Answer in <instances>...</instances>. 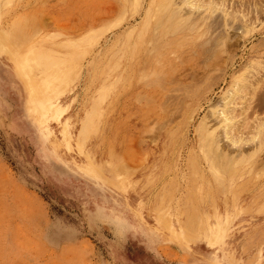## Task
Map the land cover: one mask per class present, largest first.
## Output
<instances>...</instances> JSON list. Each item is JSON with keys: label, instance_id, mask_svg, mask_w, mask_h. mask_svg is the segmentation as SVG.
Instances as JSON below:
<instances>
[{"label": "rangeland", "instance_id": "374dc122", "mask_svg": "<svg viewBox=\"0 0 264 264\" xmlns=\"http://www.w3.org/2000/svg\"><path fill=\"white\" fill-rule=\"evenodd\" d=\"M123 1L0 0V32L21 23L30 38L18 57L0 44V264H264V134L251 129L264 120V0H199L158 43L136 41L150 0ZM100 19V37L73 48ZM33 48L66 62L64 84L34 102ZM238 82L250 142L230 178L220 147L216 170L204 150L213 129L221 144L212 112Z\"/></svg>", "mask_w": 264, "mask_h": 264}, {"label": "bare ground", "instance_id": "6f19581e", "mask_svg": "<svg viewBox=\"0 0 264 264\" xmlns=\"http://www.w3.org/2000/svg\"><path fill=\"white\" fill-rule=\"evenodd\" d=\"M145 1L146 0H124L123 4H124V6H126V3H129V4H134L137 6L140 5V7H142V5L144 4ZM198 1L199 0H150V2L148 3V8L144 14V21L142 23L141 29L139 30V32L136 36V41L142 42V41L147 40V41H149L148 43H158L160 41H166V39H169V37H171V36H176V37L180 36L182 34V31H180L181 30L180 25H182L183 23L189 22L193 19V16L195 14L194 11L198 10L200 8V4L198 5V3H199ZM204 1H205V3H204ZM204 1H203V3L206 4V7L209 4V5L214 6V7H211V9L212 8L216 9L217 6L215 7V5H217V3L216 2L214 3L215 0H204ZM207 1H208V3H206ZM224 1L225 0H223L222 3ZM233 1L236 2L235 0H233ZM219 2H221V1H219ZM229 2H230V0H229ZM203 3H201V4H203ZM227 3H228V0H227ZM13 5H15V4H13ZM231 5L234 8V5L233 4H231ZM203 6L205 7V5H203ZM225 6L229 9V6L227 4H225ZM221 7L219 5V7H218L219 10H221ZM226 7L224 9L227 10ZM201 8H202V6H201ZM235 9L234 10L232 9L233 13H234ZM111 10L113 11V9H111ZM245 10H247V9H245ZM109 12H110V10H109ZM212 13H213V10H212ZM238 13L239 12H237V14ZM140 14H141V12H138L139 16L142 15V14L141 15ZM109 15H111V12L109 13ZM186 15H188V17L184 18V16H186ZM229 15H230L229 12L224 13L225 17L229 16ZM106 16H104V17H106ZM230 16L232 17V12H231ZM242 16H244V15H242ZM2 18H4V17H2ZM238 19H239V17H238ZM100 24H101V26H103L105 24V20L100 19L97 21L90 22V24H88V27L80 34V36L84 34L83 38L81 40L75 42L74 44H71V46H74L73 48L80 49V48H78V47H80V45H83V44L86 45L87 43L88 44L94 43L96 41L97 37L98 36L100 37V33L92 34L90 32L92 30H94ZM39 27H41V26H39ZM83 27H85V26H83ZM7 28H8V26H7ZM11 29H13V31H11V33H9V34L7 32H5L4 29L2 30V32H0V44L2 47H4V49L11 52L12 55H14L15 57H18V54H19L18 48L20 47V45L28 42L30 38L28 37L27 34L22 32L23 25L21 23H18V24L16 23L15 25H13L11 27ZM18 29H19V32L15 31ZM35 29H37V27ZM37 30H36V32H38ZM40 33H42V32H40ZM34 34L36 36V33H34ZM131 35H132V33L129 34L128 38H131ZM32 37H34V35ZM47 37L48 36H46V38ZM34 38H37V37H34ZM38 38H42V37H38ZM89 46L90 45H88L87 47H89ZM29 53H30V57H32L33 60L35 61L36 68L38 70H40L39 73H41V78L40 79L35 78L36 80H34L33 85H32V79L31 78L33 76V74H32L33 69H30V68L26 69L25 67H22V69H23L22 75L28 84L29 91H30V99L32 102H34L35 97L38 96V89L41 88V90L44 91L45 87L47 85L50 92H52L51 95H53L59 89V86L64 84L63 81L65 80L64 78H65L66 69L64 68L63 64H65L66 62L65 61L57 62L58 60H54L51 58L52 57L51 52H48V51L43 50L41 48H37V49L33 48L30 50ZM80 55H81V52L79 50H77L74 53H72L71 57H73V56L79 57ZM63 62H65V63H63ZM247 67H249V66H247ZM243 81H245V80H243ZM246 82H248V81L246 80ZM245 89L248 90V88H246L245 83H243V82L242 83L238 82V83L233 84L231 86L230 90H228L222 96V101H223V104H222L223 106L221 105L222 108L219 110H214L212 112V115H213L214 121H215L214 124L216 125L217 128H220V130H221V131L219 130L220 131L219 142H221L222 145L221 144L218 145L216 143V137L214 135L215 129L211 130V132H209V133L207 132V135H206V144H205L206 148L204 150L205 151L204 153H205V156L209 159L211 167H213L216 170V166H215L216 163L214 161L213 154L220 147V151L218 153V156L220 158V164L219 165H220L221 170H223L226 173V176H228L230 178H233V174L235 172L234 164L236 163L234 158L231 157V154H234V153L237 154L239 152L246 151L245 150L246 148L244 150H243V148L246 145V143L250 140V139L246 140V138H247L246 136H245V138L243 137V135H245V134H243L244 131L245 130L247 131L246 127L243 124V123H246L245 121H247V120H245L246 117L244 119H242L243 123H240V125L237 122V118L241 114L239 111L243 112V110H244V108H240V106L242 105V101L244 100L243 97L245 95V93H244ZM250 94H248V96ZM246 101L247 100H245V102ZM247 104H249V102ZM248 106H250V104ZM247 109L245 111L249 112L250 110L249 109L247 110ZM248 112H245V115H248V114H246ZM40 113H42V112H40ZM209 114H210V112H209ZM210 115H209V117H210ZM247 118H249V116ZM262 120L263 119H261V123H259L260 120L258 121V123H259L258 125H256L255 121H252L255 123L257 128H254V126L252 125L251 129H255V130L258 129L257 130L258 134L260 132L264 134V120L263 121ZM210 121L212 122V120H210ZM212 126H213V124H212ZM247 126H250L249 122H248ZM246 131H245V133H248V131L247 132ZM253 134H254V136H256L255 133H253ZM250 135H252V134H250ZM255 144L256 143L254 142V145ZM261 145H262V143H261ZM251 148H253V147L251 146ZM249 149H250V147H249ZM188 228H190V227H188ZM187 233H185V234L187 235ZM190 233H192V232H190Z\"/></svg>", "mask_w": 264, "mask_h": 264}]
</instances>
